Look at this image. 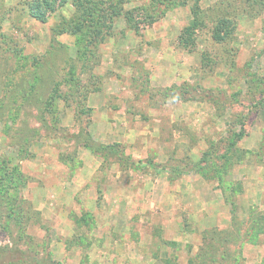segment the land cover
<instances>
[{
  "label": "rangeland",
  "instance_id": "rangeland-1",
  "mask_svg": "<svg viewBox=\"0 0 264 264\" xmlns=\"http://www.w3.org/2000/svg\"><path fill=\"white\" fill-rule=\"evenodd\" d=\"M30 1L0 0V264H264V0L150 26L152 0H99L103 39Z\"/></svg>",
  "mask_w": 264,
  "mask_h": 264
},
{
  "label": "trees",
  "instance_id": "trees-1",
  "mask_svg": "<svg viewBox=\"0 0 264 264\" xmlns=\"http://www.w3.org/2000/svg\"><path fill=\"white\" fill-rule=\"evenodd\" d=\"M69 0H33L30 1L27 6H28V14L35 18L36 20H39L41 22H45L47 20V16L49 13H52L55 8H60L64 6ZM77 3V7L80 11V14L78 16V21L73 22L72 25L67 26V29L69 31H72L73 34L80 33L82 32L83 28L86 27V24L88 20H91V23H93L94 19V14L95 12H98V24L100 25L95 31L96 37H101L102 36V30L100 29L101 25L107 28H111L113 26V21L116 16H119L121 14V9H117L114 4H109L105 5L103 1L99 0H72ZM176 1H180L181 6L185 5L188 1L187 0H152L153 7L156 9V5L160 8H157L156 11L153 12V14L146 13L144 14L145 20H148V26L152 25L154 22H156L159 18L163 17V15L168 11L170 8L169 6ZM195 2L199 0H194ZM152 6V5H151ZM199 7L196 5L194 8H191L192 16L193 19L189 26L184 29L182 35L181 42L184 45H189V42L192 40H195V35H196V30L200 27V22L198 16V9ZM150 11H153L152 9ZM133 15L127 13L126 14V19L130 22L133 19ZM67 24H71V22H68ZM231 21L226 19V18H218L216 20V23L212 27V38L217 41H223L225 40L230 34L232 28L230 27ZM106 150L104 146H96L95 151H103ZM201 166H197L198 169ZM203 170V168H202Z\"/></svg>",
  "mask_w": 264,
  "mask_h": 264
}]
</instances>
